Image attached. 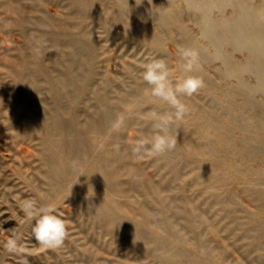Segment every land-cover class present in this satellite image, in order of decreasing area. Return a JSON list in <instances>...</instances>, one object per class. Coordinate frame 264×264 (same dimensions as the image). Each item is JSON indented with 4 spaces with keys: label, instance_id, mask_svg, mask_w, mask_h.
Here are the masks:
<instances>
[{
    "label": "rangeland",
    "instance_id": "1",
    "mask_svg": "<svg viewBox=\"0 0 264 264\" xmlns=\"http://www.w3.org/2000/svg\"><path fill=\"white\" fill-rule=\"evenodd\" d=\"M199 2L0 0V264H264V0ZM158 57L204 86L148 156L150 110L171 111L139 75ZM29 201L66 220L61 246Z\"/></svg>",
    "mask_w": 264,
    "mask_h": 264
},
{
    "label": "clouds",
    "instance_id": "2",
    "mask_svg": "<svg viewBox=\"0 0 264 264\" xmlns=\"http://www.w3.org/2000/svg\"><path fill=\"white\" fill-rule=\"evenodd\" d=\"M177 53L181 61L180 69L184 73H193L198 67L199 53L197 50L177 45ZM141 67L140 78L149 86L144 89L145 94L158 98L159 101L166 103L171 108V111L164 113L157 112L155 109L150 110L149 115L155 121L152 125L150 138L143 137L136 142V146L133 148L134 152L143 150L148 156H156L175 148L176 137L172 134V126L176 122L182 121L188 111L183 97L191 96L202 88L204 80L202 76L192 74L176 76L173 79L176 67L170 66L165 57L147 59L142 62ZM122 122L123 116H118L114 126L119 127ZM25 208L27 215L34 219L32 231L35 240L45 248L61 246L67 234V222L57 213L56 206L53 204L37 206L35 202L29 201ZM7 247L10 251L20 247L18 235L9 236Z\"/></svg>",
    "mask_w": 264,
    "mask_h": 264
},
{
    "label": "bare ground",
    "instance_id": "3",
    "mask_svg": "<svg viewBox=\"0 0 264 264\" xmlns=\"http://www.w3.org/2000/svg\"><path fill=\"white\" fill-rule=\"evenodd\" d=\"M197 1H198V0H197ZM203 1H204V0H203ZM203 1L200 0L199 4L202 3ZM216 1H217L218 3H220L222 0H216ZM197 6H198L200 9H202V7H204L202 4H201V5H197ZM198 10H199V9H198ZM199 13H200V12H199ZM197 14H198V13H197ZM242 14H243L242 17H244V18H248L249 16H252L253 13L250 12V11H247V12L244 13V11H243ZM205 21H206V20H205ZM211 25H212V24H211ZM207 26H208V25H207ZM222 32H223V31H222ZM208 33H209V32H208ZM208 33H207V34H208ZM210 33H211V32H210ZM210 33H209V36L212 35V34H210ZM211 38H212V37H211ZM234 70H235V69H234ZM236 71H239V70L236 69Z\"/></svg>",
    "mask_w": 264,
    "mask_h": 264
}]
</instances>
